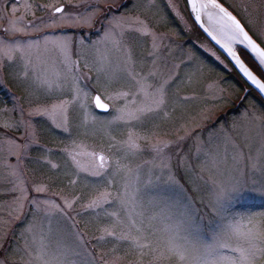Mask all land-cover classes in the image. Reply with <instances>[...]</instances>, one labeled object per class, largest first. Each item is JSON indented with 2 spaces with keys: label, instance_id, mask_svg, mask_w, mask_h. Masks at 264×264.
<instances>
[{
  "label": "rangeland",
  "instance_id": "1",
  "mask_svg": "<svg viewBox=\"0 0 264 264\" xmlns=\"http://www.w3.org/2000/svg\"><path fill=\"white\" fill-rule=\"evenodd\" d=\"M116 1L106 0L101 3V7ZM0 2L7 7V11L0 9V16H3V20H0V40L14 41L20 45V50L0 52V193L11 188L17 179L9 174L8 167L17 163V157L11 154L12 146L4 141L23 144L22 137L25 136L23 126L6 128L4 125L19 122L21 119L30 121L32 130L37 134V143L30 146L27 156L21 161V178L29 188L35 182L47 189L39 194L32 192L31 196H41L57 204L62 203L61 195L70 199L80 196L81 202L87 203L98 194L94 189L115 193L119 188L123 191V184L128 176L117 173V163L121 168H130L135 181L132 186V204L123 207L119 203L110 202L101 208L82 210L78 203L76 208L79 215L76 211L68 213L69 216L76 217L75 225L54 210L46 215L43 208L36 212L31 205L19 219H12L6 206L11 197L0 196V220L9 221L7 225H0V231L6 233V238L0 240V261H5L6 264H22V258H26L24 247L27 241L35 255L44 252L43 259L49 264H101V253L112 254L114 248L117 249L115 257H119L116 264H170L174 260L179 264H264V222L257 217L253 224L248 225L253 228L251 233H236L228 227L230 222L234 223L241 216L254 215L264 210V198L254 191L256 185L264 182V173L259 170V165L256 170L248 167L253 158L255 163H260L259 128L247 137L243 130L238 132L232 128V121L238 119L246 109L259 115L264 113V106L254 95H250L238 112L230 113L239 104L241 96L246 91L247 95L250 92L231 73L229 66L224 68L203 50L201 45H207L219 55L191 27L188 10L184 14L181 12L191 28V31L186 30L188 33L177 29L178 20L173 17L163 23L154 11L141 9L129 12L132 3L121 13H117L140 15L141 19L147 17L145 23L151 21L153 25L149 31L162 36L163 45H171V49H161L160 62L155 69L159 72V77H148L154 59L152 36H145L143 32L125 26L117 38V43L107 45L103 51L105 62L113 76L108 91L105 92L103 88L97 90L96 72L89 71L84 60L73 54L72 59L79 69L76 75L81 77L79 85L93 99L100 95L101 101L109 106L108 113L99 114L92 100L89 102L92 113L104 120H115L120 115L118 110L143 105L146 92H142L136 85V79H144L147 85H153L156 80L166 77L172 65L179 63L173 56L179 57L181 48H195L213 71L205 72L196 81L184 83L173 73L172 82L167 86V107L162 106L156 112H146V119L116 120L114 130L110 132L92 130L90 120L85 127H78L84 123L85 114L78 107L74 110L69 104L68 110L62 116L73 125L70 136L53 127L50 116H29V112L34 109H50L53 104H59L54 90L56 85L65 83L64 53L57 47H49L47 50L33 49L30 53H25L23 45L34 42V37L42 33L29 31L28 34H7L5 29L8 27L7 21L11 18L13 6L18 7L16 16L22 17V24L30 29L33 23L38 24L42 19L48 20L53 14L59 15L54 8L45 5L56 4L62 8L75 9L72 13L75 15L96 0ZM144 2L147 3V0ZM25 3L32 6L31 10L22 6ZM161 4L166 8L167 0H161ZM99 22L101 27H95L93 34L89 26H61L44 31L84 39L91 43L99 39L107 27V21L100 19ZM181 25L183 26L182 23ZM254 29L253 34L260 42H264V36L261 35L263 32H256L255 26ZM81 33L84 34L81 36ZM178 33L182 36L180 40L189 38L195 43L178 41ZM16 44L12 45L13 49ZM89 59L91 62L93 57L90 56ZM180 71H183V66ZM25 80H28L27 84L22 83ZM217 82L223 89L222 92L215 91ZM147 91H154V88ZM61 98L70 100L67 95ZM185 124L191 129L186 136L182 127ZM85 128L88 130L85 131ZM221 128L231 134L230 143L225 142ZM129 133L138 137V147L134 150L127 146ZM177 136H184V139L177 141ZM161 137L175 142L166 150V155L172 171L179 178V184L166 181L168 169H161L153 163L158 157L150 143ZM234 147L241 152L242 157L238 162V169L233 167L236 163L233 160ZM208 152L217 158L218 167L211 166L206 155ZM100 156L105 158L103 174L89 175L93 158L95 157L98 165ZM207 160L209 167L204 168ZM182 162L190 166V172L186 173ZM81 178L83 182H80ZM233 178L239 180L237 190L228 192L220 211L214 210L215 181L231 182ZM72 180L77 183L73 185L70 183ZM117 222L123 227L125 234L130 237L138 234L143 238L142 243L147 245L143 249V256L139 254L140 249L133 252L129 247L132 245L131 239L121 240L115 236L105 237L103 241L96 239L101 235L97 231L98 227ZM29 223L34 224V231L24 233L23 230ZM77 231L83 238V244H80L76 236ZM117 231L120 229L117 228ZM62 247L71 249L67 256L61 254Z\"/></svg>",
  "mask_w": 264,
  "mask_h": 264
},
{
  "label": "snow or ice",
  "instance_id": "2",
  "mask_svg": "<svg viewBox=\"0 0 264 264\" xmlns=\"http://www.w3.org/2000/svg\"><path fill=\"white\" fill-rule=\"evenodd\" d=\"M106 2V0H96L94 4H89L85 6L82 11L76 12L75 15L72 13L75 9L62 8L59 5H45V7L54 8L55 13L59 14L58 16L53 14L48 17V20H40V22L33 23L30 26V29L27 25L22 24V17H17L16 13L18 12V7L13 6L11 9V18L7 21L8 27L5 29L7 34H15L21 32L23 34L32 33H42V35H37L34 37V42H29L23 45V51L25 53H30L33 49L47 50L49 47H57L61 49L64 53V63H65V73H64V84H58L55 87L56 98L59 100V104H53L49 108H44L43 110L37 108L29 112V116L41 115V116H50L52 118V126L58 128L60 131L72 135L73 125L62 114L68 110L69 104L75 110L77 107L80 111H83L85 114V121L78 127H85L87 122L90 120L92 123V130H102L105 132H110L114 130V125L116 120H123L126 118H133L140 120L145 117L146 112H156L157 109H160L162 106L167 107V86L172 82L173 73H176V77L181 80V83L185 81L193 82L198 79L199 76L203 75L205 72L213 71L212 68L205 63V60L201 55L195 50V48L180 49L179 57L173 56V59H178V64H173L172 68L169 70L168 75L163 77L160 80H156L153 85H147L144 79H136L135 75L130 73L133 79H136V85H138L142 92H146V99L143 102L142 106H134L133 109H121L118 110L120 115L115 118V120H104L99 116L92 113L89 109V102L93 100V97L85 90L82 86L79 85V80L81 77L77 76L76 73L79 71L78 65L73 61V54L78 59H83L85 66L89 71H95L97 74V90L101 88L105 92L108 91L111 87L113 76L109 71V68L105 62L103 51L109 44L115 45L117 43V38L120 36V33L125 28V26H130L133 29L143 32L145 36H152L153 38V50L152 55L154 57L151 67L149 68L148 77L156 78L160 74L157 72L156 65L160 62V54L162 47H168L171 49V45H163V37L157 36L154 31H149L153 27L151 21L145 23L148 20L147 17L141 19L140 15H125L117 13H104L103 20L107 21V27L103 30V35L97 40H93L89 43L84 39H75L67 35H56L55 33L45 32L44 29L56 28L61 26H89L91 27L94 21L97 18L98 13H102L104 10L101 7V3ZM187 5L191 9V14L194 15V18L197 22L201 20V14H208L209 10H216L213 15H209L210 19H215L219 27L217 29L207 28L205 31L208 32V35L213 41L225 53L227 57L230 58L231 62L241 74L242 78L246 83L250 85V90L255 91L258 95L261 96V99L264 100V48H261L245 31L241 24L220 4L216 3V0H209L208 3H202L200 0H187ZM26 10H31V5L25 3L22 5ZM120 5H117L119 7ZM126 6V5H125ZM0 9L7 11L5 3L0 2ZM149 10L154 11L159 16V21L167 23L170 17H173L179 20L185 30L191 31V28L188 24V21L185 19L184 15L181 13L180 4L178 0H167L166 8L162 6L161 0H147V3L144 0H133L132 7L129 9V12H136L138 10ZM0 20H3V16H0ZM49 21H51L49 23ZM83 34L81 33V36ZM99 35V34H97ZM264 36V33H261ZM16 42H5L0 40V52L10 53L12 50H20V45L16 44L15 49L12 48V45ZM205 52H208L209 55L219 64L223 65L224 68H228V65L224 63V60L213 50L207 47V45H201ZM90 56L93 59L90 62ZM245 57L251 60V64L255 67L249 66ZM9 59L11 56L9 55ZM181 66H183V71H180ZM30 80V78H29ZM22 83H28V80L22 81ZM150 88H154V91H147ZM215 91L222 92L223 89L220 88L219 82L214 86ZM69 96L70 100H64L61 97ZM109 99H114V97H109ZM102 97L97 95L94 97L95 107L97 109L106 110V103L101 102ZM14 110V109H13ZM23 126L25 128V136L22 137L24 140L23 144H20L15 141L5 140L4 143L10 144L12 146L11 154L16 155L17 163L15 165H9V174L16 177V181L13 182L11 188L4 190L0 193V196L11 197L7 201L6 206L9 208V215L12 219H19L20 216L25 212V209L31 205L36 209V212H39L42 208L46 215H49L52 210L57 213L62 214V216L67 217L68 220L72 221L73 224L77 223L76 217L69 216V212L77 211L76 205L79 203L80 209H97L103 207L105 204L110 202L119 203L123 207H127L129 204L133 203L132 200V186L135 181L132 178V170L130 168L124 167L121 168V165L117 163L116 171L118 174L123 173L128 176V179L123 184V191L117 188L116 192L110 191H99L94 189L95 192H98L92 199L87 203H82V197L73 196L71 199L67 196L61 195L60 199L62 203H54L50 200L42 198L41 196H31L32 192L43 193L47 189L42 186L40 183L33 182L31 188L27 187L23 179L21 178V161L25 156H27L30 146L37 143V134L32 130L33 125L30 121H25L21 119L19 122H13L12 124H5L4 127H16L19 128ZM184 129L185 136L189 134L191 129L185 124L182 125ZM259 128L260 135V149H259V161L260 163H255V158L253 162L248 165L253 170H256L259 165V170L264 173V113L257 114L256 112H249L247 109L244 113L238 118L232 121V128L234 131H244L245 136L247 137L249 133L255 131ZM88 129L85 128V131ZM220 132L223 133V138L226 143L232 141V136L230 133L224 131L223 128L220 129ZM138 137L129 133V139L127 141V146L129 149H136L138 147L136 140ZM184 139V136H177V141ZM175 143L163 137L157 139L154 143H150V146L153 152L158 157V160L154 159L153 163L156 167L161 169H168V174L165 177L166 181L179 184V178L172 171L171 165L169 163L168 157L166 155V150ZM209 160L211 161V166L218 167L217 158L211 153H206ZM241 152L236 150L234 147L233 151V160L236 162L234 168H239V161L241 160ZM100 164L95 163V157L93 158V163L89 168V175L91 176H101L103 174V169L105 168L103 156L99 157ZM185 171L190 172V166L184 165ZM55 167V165H53ZM209 167V161L205 162L204 168ZM76 173H73L75 175ZM83 182V178L81 181ZM73 185L77 181H70ZM106 183H109L106 181ZM255 183V182H254ZM216 188L213 193V207L214 210L220 211L223 208L224 201L229 191H236L239 185V180L233 178L231 182H225L222 180L215 181ZM254 191L261 197L264 198V182L259 183L254 187ZM36 212L33 215H36ZM259 217L262 222H264V210L248 216H241L234 223H229L228 227L236 233H251L253 228H249V224H253L256 218ZM247 221V224L245 223ZM9 221L0 220V225H7ZM87 225V221H85ZM117 228L120 231H117ZM34 231V224L29 223V225L23 230L24 233H31ZM97 231L101 233L100 236L96 237L98 241H103L105 237L115 236L117 239L121 240H132V245L135 247L132 248V245L129 247L135 252V249H140V256L144 255L143 249L147 247L142 243L143 238L137 234L136 237H130L128 234H125L123 227L119 222L106 226L98 227ZM76 236L80 241V244H83V238L79 236V231L76 232ZM6 238V233L0 231V240ZM102 246V245H101ZM71 249L68 247H62L61 254L67 256L70 253ZM117 249L112 250V254L101 253L99 259L101 264H116V261L119 257H115L114 253ZM24 252L26 258H22V264H49L48 261L44 260V252L41 251L40 255H35L31 250L30 245L25 243ZM163 255V253H161ZM0 264H6L5 261H0ZM95 264V262H93Z\"/></svg>",
  "mask_w": 264,
  "mask_h": 264
},
{
  "label": "flooded vegetation",
  "instance_id": "3",
  "mask_svg": "<svg viewBox=\"0 0 264 264\" xmlns=\"http://www.w3.org/2000/svg\"><path fill=\"white\" fill-rule=\"evenodd\" d=\"M221 4H223L244 26V28L252 35L255 40L258 41V43L264 48V42H260L257 37L253 34L255 32L254 26L256 28V32H263L264 33V0H218ZM133 0H125V3L123 6L117 7V5L121 4L120 0H117L113 3H107L105 6H103V12L97 15L96 20L94 21L93 25L91 26V33L93 34V30L95 27H101L100 26V19H103L104 13H121V11L131 5ZM180 4L181 12L184 14V11L187 10L186 3L184 0H178ZM126 5V6H125ZM192 25V23H190ZM176 26L178 30H182L187 32L184 27L181 25V22L178 20L176 22ZM194 31L198 34V31L194 26H191ZM194 32V33H195ZM182 36L178 35L176 36V39L178 41H181L182 43L188 42L193 43L194 41L191 39H183L180 40ZM195 43V42H194ZM193 43V44H194Z\"/></svg>",
  "mask_w": 264,
  "mask_h": 264
},
{
  "label": "water",
  "instance_id": "4",
  "mask_svg": "<svg viewBox=\"0 0 264 264\" xmlns=\"http://www.w3.org/2000/svg\"><path fill=\"white\" fill-rule=\"evenodd\" d=\"M200 2L202 3H208L209 0H200ZM186 3H187V0H186ZM216 3L220 4L217 0H216ZM221 5V4H220ZM221 7L225 8L224 6L221 5ZM187 8H188V11H189V14L194 22V24L196 25V27L199 29V31L204 35V37L210 42V44L221 54L225 57V59L230 63V65L232 66V68L235 70V72L239 75V77L244 81V83L249 87L250 89V85L248 83L245 82V80L242 78L241 74L238 72V70L235 68V66L233 65V63L231 62L230 58L227 57V53H225L223 51V49H221L219 47V45H217L215 43V41H213L211 39V37L208 35V32L205 31V29L207 28H212V29H217L219 27V25L217 24L216 20L213 18V19H210L209 18V15H213L214 16V13L216 10H209V13L208 14H204L202 13L201 14V20L199 22H197L194 18V15L191 14V9L190 7L187 5ZM226 9V8H225ZM227 10V9H226ZM228 11V10H227ZM230 13V11H228ZM231 14V13H230ZM237 21L238 19L233 15L231 14ZM239 22V21H238ZM240 23V22H239ZM241 24V23H240ZM241 27L242 24H241ZM244 28V27H243ZM245 29V28H244ZM246 31V30H245ZM247 32V31H246ZM250 35V34H249ZM251 36V35H250ZM253 39V38H252ZM254 40V39H253ZM255 41V40H254ZM256 42V41H255ZM257 43V42H256ZM258 44V43H257ZM259 45V44H258ZM260 46V45H259ZM261 47V46H260ZM262 48V47H261ZM249 89H247L249 91ZM247 94V91L241 96V99H240V102L243 100V98L246 96ZM260 96V95H259ZM261 97V96H260ZM264 101V100H263ZM102 102V101H101ZM104 103V102H102ZM93 104L95 106V103H94V99H93ZM107 105V104H106ZM96 108V107H95ZM96 110L100 113H106L109 111V106L107 105V109L106 110H101V109H97ZM98 160H99V157H98Z\"/></svg>",
  "mask_w": 264,
  "mask_h": 264
},
{
  "label": "trees",
  "instance_id": "5",
  "mask_svg": "<svg viewBox=\"0 0 264 264\" xmlns=\"http://www.w3.org/2000/svg\"><path fill=\"white\" fill-rule=\"evenodd\" d=\"M200 36L202 37V38H204L203 37V35L200 33ZM220 55V57L224 60V62L230 67V69H231V73H233L237 78H238V80L240 81V83H241V85L242 84H244L243 83V81L241 80V78L237 75V73L234 71V69L231 67V65L227 62V60L221 55V54H219ZM242 59H245V61H246V63L249 65V66H251V67H255V65H252L251 64V60H249V59H247V58H245V57H242ZM230 77H231V75H230ZM233 77V76H232ZM250 95H254L257 99H258V101L264 106V102L262 101V99L254 92V91H250V94H248L247 95V97L248 96H250ZM247 97H245V99L247 98ZM245 99L243 100V102H242V104L241 105H243V103L245 102ZM240 110V107L237 109V110H235L234 112L236 113V112H238ZM234 114V113H233Z\"/></svg>",
  "mask_w": 264,
  "mask_h": 264
},
{
  "label": "clouds",
  "instance_id": "6",
  "mask_svg": "<svg viewBox=\"0 0 264 264\" xmlns=\"http://www.w3.org/2000/svg\"><path fill=\"white\" fill-rule=\"evenodd\" d=\"M170 264H179V262L174 260V261H171Z\"/></svg>",
  "mask_w": 264,
  "mask_h": 264
}]
</instances>
